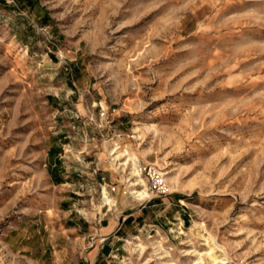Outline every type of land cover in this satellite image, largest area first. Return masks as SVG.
I'll list each match as a JSON object with an SVG mask.
<instances>
[{
    "label": "rangeland",
    "instance_id": "1",
    "mask_svg": "<svg viewBox=\"0 0 264 264\" xmlns=\"http://www.w3.org/2000/svg\"><path fill=\"white\" fill-rule=\"evenodd\" d=\"M0 264H264V0H0Z\"/></svg>",
    "mask_w": 264,
    "mask_h": 264
},
{
    "label": "built area",
    "instance_id": "2",
    "mask_svg": "<svg viewBox=\"0 0 264 264\" xmlns=\"http://www.w3.org/2000/svg\"><path fill=\"white\" fill-rule=\"evenodd\" d=\"M145 169L149 187L156 195L161 196L167 192V185L163 175L159 174L153 167Z\"/></svg>",
    "mask_w": 264,
    "mask_h": 264
},
{
    "label": "crops",
    "instance_id": "3",
    "mask_svg": "<svg viewBox=\"0 0 264 264\" xmlns=\"http://www.w3.org/2000/svg\"><path fill=\"white\" fill-rule=\"evenodd\" d=\"M61 161L55 157L51 159V162L48 164V172L50 179L55 184H64L65 176L60 174Z\"/></svg>",
    "mask_w": 264,
    "mask_h": 264
},
{
    "label": "bare ground",
    "instance_id": "4",
    "mask_svg": "<svg viewBox=\"0 0 264 264\" xmlns=\"http://www.w3.org/2000/svg\"><path fill=\"white\" fill-rule=\"evenodd\" d=\"M159 174H161V173H159ZM162 175V174H161Z\"/></svg>",
    "mask_w": 264,
    "mask_h": 264
}]
</instances>
